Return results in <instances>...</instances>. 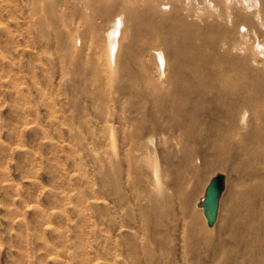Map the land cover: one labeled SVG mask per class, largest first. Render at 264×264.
Returning a JSON list of instances; mask_svg holds the SVG:
<instances>
[{
	"label": "rangeland",
	"instance_id": "1",
	"mask_svg": "<svg viewBox=\"0 0 264 264\" xmlns=\"http://www.w3.org/2000/svg\"><path fill=\"white\" fill-rule=\"evenodd\" d=\"M260 5L0 0V264H264ZM182 40L203 61L191 46L182 61Z\"/></svg>",
	"mask_w": 264,
	"mask_h": 264
},
{
	"label": "bare ground",
	"instance_id": "2",
	"mask_svg": "<svg viewBox=\"0 0 264 264\" xmlns=\"http://www.w3.org/2000/svg\"><path fill=\"white\" fill-rule=\"evenodd\" d=\"M260 1H261V5H260V8H259V10H258V11H260V12H258L257 15L261 14V12H264V0H260ZM241 14H242L241 16H236V20L239 19V18L245 20L246 23L249 25L248 29L250 28V29H252V30H256V29L258 28L259 24L257 23V21H255L256 16H254V15L251 14V13L244 12V11H242ZM214 22H215V24H216V23H217V20L215 19ZM215 24H214V25H215ZM223 29H224V28H223ZM221 30H222V27H221L220 31H221ZM221 32H223V30H222ZM225 32H226V37H227V32H228V31H225ZM227 40H228V37H227ZM188 43H189V44H188ZM181 45H182L181 50H180V54H181L180 57H181V59H183V58L185 59V56H183V58H182V54H186V53H185V52H186V51H185L186 48H184V47L189 46V49H190V46H191V47H194V48H191V49H190V52L193 53V56H192V57L189 56L190 58H188V59H190V62H189V63H190V66H191L192 64L196 66V64H197L198 62L203 61V58H201L200 56H204V54H203L202 51L198 50V49L203 48V45H202V44H194V43H190V42H186V41L182 40V41H181ZM224 45H225L226 47H229L228 50H227V48H225L228 52H225L226 54L223 55V56H219L220 59H219V58H218V59L221 60V61H219V62H223V65L225 64V66H226V65L228 66V64L236 65V68H237V67L240 65L241 61H242V60L238 61V58H240V57H242V56H240V54H238V53H236V52H235V54L233 55V53H232L231 50H234V49H236V48L238 49V48H241V47H242L241 50L243 51V48H244V47H243V46L232 47V46H234V45H232V43L229 44L228 41L223 42V43H222V46H224ZM204 46H205V43H204ZM216 48H217V47H216ZM217 49H218V48H217ZM237 49H236V50H237ZM222 50H224V49H222ZM241 50H240V51H241ZM216 51H217V50H216ZM217 52H218V51H217ZM243 52H245V51H243ZM243 52H242V53H243ZM222 53H223V52H222ZM246 53H247V52H246ZM247 55H248V54H247ZM187 57H188V56H187ZM243 58H244V57H243ZM184 59H183L182 61H184ZM188 59H187V61H189ZM209 61H210V60H209ZM193 65H192V66H193ZM199 65H200V64H199ZM201 65H202V63H201ZM203 65H204V64H203ZM209 65H210V64H209ZM182 66H183V64H182ZM227 66H226V67H227ZM184 67H185V64H184ZM186 67H189V66H186ZM202 67L204 68V66H202ZM241 67H243V66H241ZM241 67H240V68H241ZM192 68H193V67H192ZM222 68L225 69L224 67H222ZM222 68L220 67V70H222ZM227 68H228V67H227ZM240 68H239V69H240ZM181 69H182V71H184L183 68H181ZM181 69H180V75H182V76L179 77V79L181 78V80L179 81V83H181V81H182V83H183L185 80L187 81L188 79H186L185 77H186L187 75H189L188 73H187V75H186V72H185V73L182 72ZM186 69H188L187 72L190 70L189 72L191 73V67L186 68ZM186 69H185V70H186ZM194 69H196V68H194ZM194 69H192V71H194V73H195V75H196V74L198 73V71H197V70L195 71ZM197 69L200 70L199 67H198ZM207 69L209 70V73L207 72V74H210V76H211V73H210V72H211V71H210V67L206 68V70H207ZM242 69H243V71L245 70L244 68H241L240 70L242 71ZM201 70H202V69H201ZM232 70H233V69H232ZM240 70H238V71H240ZM178 71H179V70H178ZM224 71H225V70H224ZM238 71H237V72H238ZM202 72H203V71H202ZM213 72H214V71H213ZM213 72H212V73H213ZM220 72H221V71H220ZM235 72H236V71H235ZM199 73H200V72H199ZM205 73H206V72H205ZM222 73H223V76H224V75H225V74H224L225 72H222ZM241 73L243 74L244 72H241ZM192 74H193V73H192ZM192 74H190V75H192ZM207 74H206V75H207ZM193 75H194V74H193ZM203 75L205 76V74H203ZM221 75H222V74H221ZM243 75H245V74H243ZM197 76H198V74H197ZM197 76H196V77H197ZM204 76H203V77H204ZM188 77H189V76H188ZM192 77H193V76H192ZM198 77L200 78V76H198ZM242 77H243V76H242ZM244 77H245V76H244ZM189 78H190V77H189ZM194 78H195V77H194ZM204 78H206V77H204ZM211 78H212V77H211ZM214 78H215V76H214ZM214 78H213V79H214ZM179 79H177V80H179ZM191 79H192V78H191ZM191 79H189V80H191ZM196 79H197V78H196ZM201 79H202V77H201ZM201 79H200V80H201ZM206 79H207V78H206ZM213 79H212V81H213ZM245 79H246V78H245ZM245 79H244V80H245ZM193 80H194V79H193ZM193 80H191V83H190V84H192ZM197 80H198V79H197ZM197 80H196L195 82H197ZM207 80L209 81V79H207ZM186 81H185V82H186ZM198 81H199V80H198ZM203 81L205 82V79H204ZM203 81H202V82H203ZM246 81H247V80H246ZM246 81L244 82V87H243V89L245 88V90H247V87H245V83H246ZM185 82H184L183 84H185ZM187 82H188V81H187ZM202 82H201V84H202ZM209 82H211V80H210ZM213 82H215V81H213ZM213 82H211V83H213ZM216 82H217V81H216ZM241 82H242V81H241ZM247 82H248V81H247ZM176 83H177V82H176ZM198 83H199V82H198ZM206 83H207V82H206ZM206 83H205V85H208V86H209V84H206ZM211 83H210V84H211ZM194 84H195V83H194ZM194 84H193V86H194ZM213 84H214V83H213ZM246 84H247V86H250V85H248V83H246ZM181 85H182V84H181ZM196 85H197V87H198V86H200V83H199V85L196 83ZM203 85H204V84H202V86H203ZM205 85H204L203 88L206 89L209 93H210V91L214 90V92H215V91H216V93L220 92L219 94H221V92L223 91L221 88H219V87L217 86V84L211 85V90H210L209 88H205V87H206ZM185 86H188V85H185ZM202 86H201V87H202ZM208 86H207V87H208ZM176 87H178V86L176 85ZM197 87H192V89H193V88L196 89ZM179 88L183 90V88H181V87H179ZM185 88H186V87H185ZM189 88H190V87L188 86V89H189ZM198 88H200V87H198ZM217 88H218V90H217ZM176 89H177V88H176ZM195 89H193V90L195 91ZM208 89H209L210 91H209ZM248 89H250V87H248ZM182 90H180V91H181V92H183V91H185V90L187 91V89H184L183 91H182ZM189 90H190V89H189ZM199 90H200V89H199ZM241 90H242V88H241ZM176 91H179V90H176ZM190 91H191V90H190ZM194 91H193V92H194ZM204 91H205V90H204ZM237 91H238V89H237ZM259 91H260V90H259ZM188 92H189V91H188ZM201 92H203V91H201ZM235 92H236V91H235ZM235 92H233V93H235ZM247 92H248V91H247ZM203 93H205V92H203ZM211 93H212V92H211ZM230 93H232V92H230ZM233 93H232V94H233ZM237 93H239V91H238ZM237 93H235L236 96H237ZM243 93H244V92H243ZM243 93H242V94H243ZM179 94H180V93H178V95H179ZM183 94H184V93H183ZM183 94H182V95H183ZM194 94H195V93H193V95H194ZM199 94H200V93H199ZM199 94L196 93V95H199ZM207 94H208V93H207ZM214 94H215V93H214ZM214 94H213V95H214ZM227 94H229V93H227ZM245 94H246V93H245ZM252 94H253V93H252ZM254 94H255V93H254ZM258 94H259V92H258ZM176 95H177V93H176ZM186 95L189 96V94H186ZM186 95H185V96H186ZM190 95H191V93H190ZM193 95H192V96H193ZM196 95H195V96H196ZM203 95H204V94H203ZM235 95H234V96H235ZM248 95H249L248 97L251 96L250 93H248ZM262 95H263V94H262ZM214 96H215V95H214ZM216 96H217V94H216ZM236 96H235V98H236ZM239 96H240V95H239ZM252 96H253V95H252ZM255 96H257V95H255ZM255 96H253V97H255ZM258 96H259V95H258ZM258 96H257V97H258ZM176 97H177V96H176ZM176 97H175V98H176ZM199 97H200V96H199ZM201 97H202V94H201ZM201 97H200V98H201ZM248 97H246V98H248ZM257 97H256V98H257ZM179 98H181V96H179ZM179 98H178L177 100H182V99H179ZM182 98H183V96H182ZM187 98H188V97L185 98L186 101H187ZM190 98H191V96H190ZM190 98H188V99H189V102H190ZM192 98H193V97H192ZM192 98H191V99H192ZM196 98H197V97H196ZM196 98H195V99H196ZM217 98H218V97H216V99H217ZM244 98H245V97H244ZM256 98H255V99H256ZM204 99H206V98L204 97ZM219 99H220V98H219ZM257 99H259V98H257ZM260 99H261V98H260ZM192 100H193V99H192ZM201 100H202V98H201ZM210 100H212V99H211V96H210ZM213 100H215V99H213ZM175 101H176V100H174V102H175ZM198 101H199V100L197 99L196 103H197ZM205 101H207V100H205ZM205 101H204V102H205ZM215 101H216V100H215ZM215 101H214V102H215ZM220 101H221V100H220ZM220 101H218L219 104H220ZM255 101H257V100H255ZM180 102H182V101H180ZM193 102H194V101H193ZM242 102H243V101H242ZM253 102H254V100H253ZM257 102L259 103V100H258ZM257 102H255L256 105H257ZM260 102L262 103V100H261ZM186 103H187V102H186ZM222 103H223V102H222ZM187 104L189 105L190 103H187ZM192 104H193V103H192ZM197 104H198V103H197ZM197 104H196V106H197ZM200 104H201V103H200ZM204 104H205V103H204ZM207 104H208V102H207ZM210 104H211V103H210ZM212 104H213V102H212ZM262 104H263V103H262ZM262 104H261V105H262ZM182 105H183V104H182ZM185 105H186V104H185ZM177 106H178V105H177ZM179 106H181V104H179ZM190 106H191V105H190ZM196 106H194V107L196 108ZM199 106H200V105H199ZM201 106H203V105H201ZM206 106H207V105H206ZM252 106H253V105H252ZM263 106H264V104H263ZM185 107H186V106H185ZM192 107H193V105H192ZM214 107H215V106H214ZM261 107H262V106H261ZM181 108H182V107H181ZM215 108H216V107H215ZM257 108H258V107H257ZM209 109H211L210 106H209ZM217 109H218V108H217ZM180 110H181V109H180ZM256 110H257V109H256ZM212 111H213V110H212ZM219 111H220V110H219ZM219 111H218V112H219ZM258 112H259V111H258ZM181 115H182V114H181ZM255 115H256V114H255ZM260 116H261V115H260ZM262 116H263V115H262ZM262 116H261V117H262ZM245 118H247V117L244 115L243 119L241 120V121H243V123L246 121ZM257 118H258V117H257ZM260 120L263 121V124H264V116H263V118H261ZM260 120H259V121H260ZM249 122H251V121H249ZM255 122H256V121H255ZM237 123H238V122H237ZM239 123H240V122H239ZM241 124H242V123H241ZM246 124H247V123H246ZM257 124H258V123H257ZM234 125H236V123L233 122L232 126H234ZM238 125H239V124H238ZM255 125H256V124H255ZM256 126H257V125H256ZM257 127H258V126H257ZM257 127H256V128H257ZM259 127H260V124H259ZM259 127H258V128H259ZM262 127H263V125L261 126V128H262ZM240 128H241V127H239V129H240ZM254 128H255V127H254ZM232 129H233V128H232ZM232 129H231V130H232ZM234 129H235V128H234ZM235 130H236V129H235ZM253 130H254V129H253ZM258 130H259V129H258ZM254 131H257V130L255 129ZM259 131H261V130H259ZM250 132H251V131H250ZM257 132H258V131H257ZM257 132H256V133H257ZM253 133H254V132H252V134H253ZM256 133H255V134H256ZM257 134H258V133H257ZM246 136H247V135L245 134V137H246ZM251 136H252V135H251ZM257 136H258V135H257ZM254 137H255V135H254ZM255 138H256V137H255ZM257 139H259V140L262 142V144H263V142H264V127H263L262 132H261V133L259 132V138H257ZM257 141H258V140H257ZM260 141H259V142H260ZM263 146H264V145H263Z\"/></svg>",
	"mask_w": 264,
	"mask_h": 264
},
{
	"label": "water",
	"instance_id": "3",
	"mask_svg": "<svg viewBox=\"0 0 264 264\" xmlns=\"http://www.w3.org/2000/svg\"><path fill=\"white\" fill-rule=\"evenodd\" d=\"M225 182L222 174L216 175L208 185L204 200V214L210 224L217 218L220 197L224 191Z\"/></svg>",
	"mask_w": 264,
	"mask_h": 264
}]
</instances>
